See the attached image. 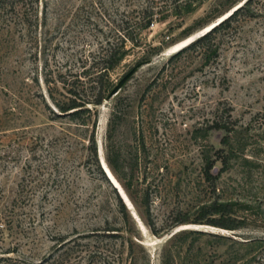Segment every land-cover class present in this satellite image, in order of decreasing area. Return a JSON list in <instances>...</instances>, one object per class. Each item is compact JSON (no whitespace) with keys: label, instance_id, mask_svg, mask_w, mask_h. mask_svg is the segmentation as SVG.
<instances>
[{"label":"rangeland","instance_id":"1","mask_svg":"<svg viewBox=\"0 0 264 264\" xmlns=\"http://www.w3.org/2000/svg\"><path fill=\"white\" fill-rule=\"evenodd\" d=\"M179 2L174 10L159 0L166 7L139 31L131 10L143 0H26L23 17L1 6L0 216L10 209L13 222L0 235V256L32 264H264V0L218 37L215 51L173 56L180 41L239 3ZM118 30L134 40L110 71V87L151 62L96 107L95 140L133 208L99 159L103 174L87 162L86 130L52 113L70 88L89 93L81 71ZM215 204L224 209L214 213ZM221 216L237 227L207 224ZM188 224L217 229H179Z\"/></svg>","mask_w":264,"mask_h":264},{"label":"trees","instance_id":"2","mask_svg":"<svg viewBox=\"0 0 264 264\" xmlns=\"http://www.w3.org/2000/svg\"><path fill=\"white\" fill-rule=\"evenodd\" d=\"M28 1H30V3L38 2V0H28ZM143 1L145 2L144 5L141 4L137 7V9L131 10V13L133 12L135 13V15H133V21H134L133 24L134 27L138 29V31L147 28L152 22L154 15L162 12L163 8L166 7V5L164 4L162 5L159 4V0H143ZM169 1L171 4H173L174 10H176L180 6L179 1H183L182 3L185 6L190 7L193 2H197L200 0H169ZM233 1L238 3L241 0H233ZM255 1H259V0H244L241 5H239L235 10H233L222 21L217 23L208 32L195 39L186 47L182 48L181 50L173 54V56H179L189 50L192 51L204 50L208 52L215 51L221 43V40H219L218 37L221 36L222 33L229 32V30L231 29L233 30V28L236 27L235 24L238 22V20L241 17L248 18V17H253L254 15L257 14V11L260 8H255L253 6V2ZM1 6H8V10L12 12L16 11L21 17L27 14L26 0H0V8ZM4 10L7 11V9ZM122 15H124L123 16L124 18H128V16L125 13H122ZM127 20H125V22H127ZM118 32L119 34H115L113 36L106 35L105 41L99 45V48L96 50L95 53L90 54V56L88 57L90 58V65L88 66V68H85L81 71V74H83L84 77H87L86 83L88 84L89 93L88 94L84 92L81 93L77 89L70 88L68 92L71 95L67 98L66 101L53 102L55 108L52 111V113L54 115L56 116L67 115L70 117L73 123L78 124V126H82L86 130L87 132L86 136L82 138L85 139L86 141L85 150H86L87 162H89L90 165H93L95 169L100 170L102 174L103 172L100 169L98 163L96 140H95V126L97 120L96 107L102 103L103 99L108 95L110 90L113 88L110 87V83L109 81H106V79L109 78L110 71L128 54L129 49L126 47V42L129 39H132V41L134 40L132 37L128 36V32H120V30H118ZM132 43L137 46L139 40H136V42H132ZM158 52H160V49H158L156 53ZM84 61L86 62V58ZM71 75L77 77V74L75 75L71 74ZM61 81L63 82V80ZM107 161L112 166L111 161L108 158ZM121 206L122 208H124V205L122 203ZM212 209L214 213H218L222 209H224V206L215 204ZM12 212L13 211L10 209L9 210L5 209L2 212L1 214L2 216H0V225L1 226L3 225L4 229L0 228V235H2L5 230L7 229L9 230L8 227H10V225L13 222ZM207 224L220 228H226V229H235L237 227V226H233L232 224H229L222 216L220 218H211L210 220H207ZM148 225L152 229V231H155L151 222L148 221ZM202 225H206V224H202ZM111 230H116V229H111ZM8 252L10 251L6 250L3 253H8ZM1 260H3L4 263H0V264H32V262H28V260H26L24 256H19L14 259H11V257L4 258L3 256H0V262ZM34 264H41V260Z\"/></svg>","mask_w":264,"mask_h":264},{"label":"water","instance_id":"3","mask_svg":"<svg viewBox=\"0 0 264 264\" xmlns=\"http://www.w3.org/2000/svg\"><path fill=\"white\" fill-rule=\"evenodd\" d=\"M232 12V11H231ZM230 14V13H229ZM228 14V15H229ZM221 19H223V18H221ZM220 19V20H221ZM220 20H218L217 21V23L220 21ZM215 24H213L212 26H214ZM212 26H210V27H208V28H205L204 30H202L201 32H199V33H197L196 34V36H192V37H190L189 38V40H187V42H185L183 45H181L180 47H179V49H182V48H184V47H186L188 44H190L191 42H193L195 39H197L198 37H200V36H202L203 34H205L206 33V31H208ZM162 54H165V52L163 51V53ZM151 62V60H143V61H140V62H138V63H136L134 66H132L121 78H120V80L115 84V86L110 90V92L108 93V95L106 96V98H105V101H108L109 99H111L112 97H114L119 91H120V89L126 84V82L136 73V71L140 68V67H142L143 65H145V64H148V63H150ZM98 159H99V163H101L100 165H101V168L103 169V171L106 173V175H107V177L110 179V181L112 182V180H111V178H110V176H109V174H107V172H106V170H105V168H104V165L102 164V159L100 158V156H99V154H98ZM103 161H104V163H105V166H106V168H107V170L109 171V173H110V175L113 177V179L117 182V184L120 186V188L122 189V191L124 192V194L126 195V193H125V191H124V189L122 188V186L120 185V183L117 181V179L114 177V175L112 174V172H111V170H110V168H109V166H108V164H107V162H106V160H105V158L103 157ZM113 183V182H112ZM114 185V188H116L117 189V192L120 194V197H121V199L123 200V201H125L124 200V198H123V196H121V192L119 191V189L117 188V186L115 185V184H113ZM127 196V195H126ZM128 198V197H127ZM125 203V202H124ZM126 204V203H125ZM127 205V204H126ZM185 228H187V227H182V228H179V229H185Z\"/></svg>","mask_w":264,"mask_h":264},{"label":"bare ground","instance_id":"4","mask_svg":"<svg viewBox=\"0 0 264 264\" xmlns=\"http://www.w3.org/2000/svg\"><path fill=\"white\" fill-rule=\"evenodd\" d=\"M242 4V2H239L238 4H237V6L235 5V7L233 8V9H231V10H228L224 15H222L220 18H225V17H227L228 16V14L229 13H231V11H233V10H235L239 5H241ZM219 19V18H218ZM220 20V19H219ZM216 22V21H215ZM215 22H213V23H211L210 25H208V26H206L205 28H208V27H210V26H212ZM215 26V25H214ZM214 26H212V27H214ZM211 27V28H212ZM204 28V29H205ZM210 28V29H211ZM204 29H202V30H204ZM209 29V30H210ZM202 30H200L199 32H201ZM208 30V31H209ZM208 31H206V32H208ZM198 32V33H199ZM193 36H196V35H193ZM190 37H192V36H189V37H187V38H185V39H183L182 41H180V46L181 45H183L185 42H187V40H189V38ZM179 50H181V49H177L174 53H176V52H178ZM99 156H100V158L102 159V156H101V152H100V147H99ZM102 164L104 165V168H105V170H106V172H107V174H109V176H110V178H111V180H112V182L110 181V179H109V181L111 182V184L113 185V184H115L116 186H117V188L119 189V191L121 192V196H123V198H124V200H127L129 203H130V205H131V207L133 208V206H132V204H131V202L129 201V199L127 198V196L124 194V192L122 191V189L120 188V186L117 184V182L113 179V177L110 175V173H109V171L107 170V168H106V166H105V164H104V161L102 160ZM105 173V172H104ZM106 174V173H105ZM107 176V175H106ZM113 187H114V185H113ZM116 189V188H115ZM117 190V189H116ZM120 195V194H119ZM125 203H126V201H124ZM127 204V203H126ZM125 204V205H126ZM127 206V205H126ZM180 227V226H179ZM182 227H187V228H189V227H193V228H197V229H203V230H216L217 228H214V227H212V226H208V225H202V224H193V225H182L180 228H182ZM151 240V239H150ZM152 243V242H151Z\"/></svg>","mask_w":264,"mask_h":264}]
</instances>
